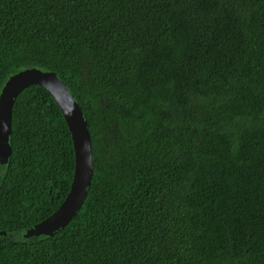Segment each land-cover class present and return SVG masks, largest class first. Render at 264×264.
I'll return each instance as SVG.
<instances>
[{"label":"trees","instance_id":"obj_1","mask_svg":"<svg viewBox=\"0 0 264 264\" xmlns=\"http://www.w3.org/2000/svg\"><path fill=\"white\" fill-rule=\"evenodd\" d=\"M52 72L90 133L82 205L71 134L39 86L14 100L0 164V264H264V0H0V91Z\"/></svg>","mask_w":264,"mask_h":264},{"label":"water","instance_id":"obj_2","mask_svg":"<svg viewBox=\"0 0 264 264\" xmlns=\"http://www.w3.org/2000/svg\"><path fill=\"white\" fill-rule=\"evenodd\" d=\"M30 86L46 90L59 106L71 134L74 152L73 178L65 199L51 216L23 233L24 237L51 236L61 230L82 205L93 172L91 138L87 122L65 84L52 72L27 68L9 77L0 91V164L7 163L11 154L8 140L14 100Z\"/></svg>","mask_w":264,"mask_h":264}]
</instances>
